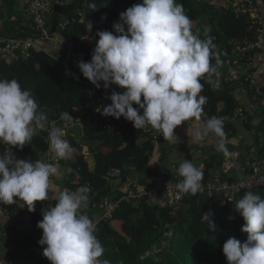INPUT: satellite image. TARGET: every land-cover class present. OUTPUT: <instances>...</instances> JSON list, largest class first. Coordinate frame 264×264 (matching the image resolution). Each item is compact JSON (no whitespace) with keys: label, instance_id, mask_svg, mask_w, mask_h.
<instances>
[{"label":"clouds","instance_id":"1","mask_svg":"<svg viewBox=\"0 0 264 264\" xmlns=\"http://www.w3.org/2000/svg\"><path fill=\"white\" fill-rule=\"evenodd\" d=\"M88 8L96 11L98 7L92 2ZM80 23L91 33V22L82 18ZM192 23L177 0H142L119 14L112 31L96 33L91 60L80 61L77 67L98 89L103 84L104 89L115 85L124 90L113 91L108 96L111 103L96 109L102 116L123 117L135 129L150 127L170 143L178 140L174 134L178 126L195 121L194 141L214 135L216 150L229 155L223 118L201 122L208 100L201 95V80L216 84L220 53L214 51L211 28L205 26L200 38L193 33ZM47 119L30 89H23L16 79H0V141L22 148L31 143L36 128H43ZM60 119L73 120L67 111ZM65 134L58 127L48 129L50 146L59 158L74 151L63 139ZM57 171L47 160L30 162L0 154V203L22 200L31 213L37 202H54L42 211L37 223L42 230L38 244L49 264H108L100 259L105 250L95 235L97 222L84 211L91 187L56 189L52 177ZM177 172L182 178L176 185L179 192L195 195L202 190L203 171L191 160L182 159ZM235 211L244 221L241 232L247 234V240L241 243L231 236L226 240L222 253L227 264H264V198L248 191L236 202ZM209 217L205 212L201 221L214 230Z\"/></svg>","mask_w":264,"mask_h":264},{"label":"trees","instance_id":"2","mask_svg":"<svg viewBox=\"0 0 264 264\" xmlns=\"http://www.w3.org/2000/svg\"><path fill=\"white\" fill-rule=\"evenodd\" d=\"M17 0H0V35H10L17 39L36 37L38 33L34 30L31 22L24 19L22 12L16 11ZM54 14L55 23L61 14L73 23L60 30L63 36L70 39L71 49H63L58 57H54L42 50L26 49L21 47L15 49L10 56H0V79H16L25 90H31L38 104L47 113L45 122L61 121L60 114L69 112L72 114L76 107H86L93 95L100 99H106L113 91L122 93L124 90L110 85L104 89L103 84L98 89L85 79L77 67L80 61L89 62L91 53L96 46L98 31H112L114 23L119 21V14L142 0H92L82 6L83 0H75L73 4L60 7L59 2L68 0H55ZM95 2L96 11H91L88 4ZM264 6V0H260ZM183 5L185 13L192 20V31L200 38L204 37V26L200 19L208 14L211 24L209 35L214 37L216 49L220 53L221 64L218 67L219 77L214 78L216 84H210L207 79L202 78L204 89L201 95L208 98L203 106L204 113L216 116H230L239 107L238 101L233 95L234 90L243 88L250 100L252 91L245 82L246 74H240L233 79L225 76L222 63L232 53L235 45L252 38L248 30L246 18L238 16L229 11V8L204 4L201 0H177ZM83 9L86 22H91V35L86 33L84 26L80 23L81 18L78 11ZM52 22V23H53ZM1 47V44H0ZM215 59L212 64L215 65ZM68 69L76 79L68 77L65 70ZM264 71V64L262 66ZM252 72V71H251ZM223 78V84L220 81ZM261 89L264 96V73L260 77ZM220 100L217 110H214V99ZM51 112L46 111V107ZM136 107V105H133ZM252 112L247 116L243 124L252 129V120H256L254 127V146L257 148L255 159L264 160V110L259 116ZM80 125L82 136L86 141H105L104 146L98 150H90L92 163L84 160L82 146L79 141L71 136L65 135L66 139L74 149L72 170L63 176L64 165L68 159L59 158L51 148L48 135L36 133L30 144L24 145L16 150L15 158L21 159L22 151L28 146V153L32 156L30 160L42 159V154H50L49 164L57 167V174L52 179L62 177L64 189L75 191L77 188L89 185V210L92 203L97 204L100 211L103 202L118 200V207L112 211L108 220L99 215L97 217V230L95 235L104 248V254L100 259L106 260L108 264H227L222 253V246L231 236L241 243L247 240V234L241 232L244 224L242 217L233 208L212 207L208 208L206 199L202 196H188L178 210L175 212L167 205L164 207L151 206L148 199L133 204L127 200H120L124 195L126 178L132 174L144 173L155 146H159L163 140L159 132L146 127L135 129L132 123H128L123 131L112 130L124 125L119 120L111 118L110 127L99 112L89 110L85 116H81ZM227 133L233 130L232 124L224 125ZM152 136H156L153 140ZM104 149H106L104 151ZM250 148H247V156ZM6 153V145L0 141V154ZM163 161L164 154L161 155ZM216 162H213V161ZM223 158L212 157L210 161L205 160L207 168L220 166ZM112 169H120L119 177L109 178L108 172ZM168 175V174H167ZM78 177V179H76ZM246 192L241 194V197ZM255 193V192H254ZM264 198V190L256 193ZM23 201L17 200L13 204H3V209L8 213L19 210L18 204ZM210 213V221L215 224V229H209L206 222L201 221V215ZM91 213V212H90ZM31 222H38V214L30 215ZM116 223L119 228H116ZM171 231L172 236L168 239L164 234ZM160 249L153 258L151 251ZM148 254V255H147Z\"/></svg>","mask_w":264,"mask_h":264},{"label":"built area","instance_id":"3","mask_svg":"<svg viewBox=\"0 0 264 264\" xmlns=\"http://www.w3.org/2000/svg\"><path fill=\"white\" fill-rule=\"evenodd\" d=\"M75 0H68L65 2H59L60 7L73 4ZM55 0H27L26 5L23 8L22 14L25 20L31 22L34 30L38 33L36 37H27L26 39H17L10 35H0V56L6 57L12 55L13 51L19 47L23 50L34 49L41 50L39 40L47 39L48 23H51L52 16L54 14ZM229 11L235 15L243 16L246 18L248 30L252 34V38L244 40L235 45L232 54L235 56V61L243 67H247L245 82L252 91V98L250 101V109L254 108L255 111L260 112L264 110V96L261 89L260 77L264 71L262 66L264 64V24L258 10V5L255 0H233L228 4ZM74 19H64L57 24V30L60 31L66 26L73 23ZM43 51V50H42ZM252 71V72H251ZM68 77L76 79V77L68 70H65ZM95 108L76 107L74 108L70 116L73 120L56 122H49L46 128L41 134L48 135V129L52 127H58L64 132L74 125L78 124L80 127V117L85 116L89 110L97 112ZM252 112L243 111L238 108L230 116H216L208 115L204 113L202 121H206L211 117L223 118L224 125L234 124L237 121L244 122L247 116ZM107 123V127H110L112 117L102 116ZM194 125L197 122L191 121ZM153 140H156V136H152ZM4 143V142H3ZM6 153L16 155V150L20 147L6 144ZM85 151L82 153L84 160H89V150L84 147ZM229 155L222 153L223 162L218 167L208 169L204 162L197 164L203 171L202 190L199 191L196 196H202L206 199V205L208 208L222 207L233 208L236 202L240 199L241 194L244 192L259 193L264 190V160L248 157H241L238 150L227 147ZM173 169V168H172ZM121 175L120 169H112L108 172L109 178L119 177ZM78 179V177L76 178ZM182 178L178 175L177 169L174 170L172 175H164L161 178L152 182H139L132 181L126 178L124 186V195L120 200H127L133 204L139 203L145 199L151 200L156 196H162L166 199V205L174 212L184 204V201L188 196L192 194L181 193L177 190L176 185ZM119 201H104L103 208L98 211L97 204L92 203L90 206V218L94 222L98 223L97 217L101 215L102 218L108 220L113 210L118 207ZM49 205L46 202H37L35 205V211L29 212L24 202L18 204L19 210L8 213L6 209H2L1 213L15 221H17L23 229L31 236L36 237L41 230L37 228V223L31 222L30 215L38 214L42 215V211ZM172 236V232L169 231L164 234L166 239ZM8 239V237H5ZM158 250V251H157ZM160 249H153L152 255L158 253ZM148 255V254H147ZM0 264H11L0 260Z\"/></svg>","mask_w":264,"mask_h":264},{"label":"crops","instance_id":"4","mask_svg":"<svg viewBox=\"0 0 264 264\" xmlns=\"http://www.w3.org/2000/svg\"><path fill=\"white\" fill-rule=\"evenodd\" d=\"M89 1L92 0H83L82 6H85L86 3ZM201 1L204 4L215 6L220 9L221 7H228V4L233 0ZM255 1L258 5V10L260 12V16L264 24V6L260 2V0ZM16 2V11L22 12L24 6L27 3V0H17ZM78 15L81 19L84 18L83 9L78 11ZM208 16L209 15L206 14L200 19L199 22L202 26H208L211 28ZM67 18L68 17L65 16V14H61L57 17L55 23L53 22V20L51 21V23H48L47 39L39 40L41 50L47 52L48 54L54 57H58L60 51H62L63 49H71L72 46L70 39L63 36L62 33L57 30V24ZM88 35H91V33H88ZM90 47L94 48L95 46L94 44H91ZM246 69L247 67H243L236 63L235 56L232 53L222 63V70L225 76L232 77L233 79H235L237 75L246 72ZM233 95L238 101V108L242 109L244 112H252L250 109V101L248 98V94L243 88H237L236 90H234ZM219 102L220 100L215 97V111L217 110ZM110 103L111 101L108 98L100 99L93 95L89 100L87 106L90 108H102L103 106H107ZM46 111L48 113L51 112V108L47 106ZM258 113L260 112L256 111L255 116H259L260 114ZM249 115H251V113ZM118 120L122 124L124 123L122 118ZM256 124L257 121L252 120V129H248L242 121H237L236 123L232 124L233 130L229 132V138L226 147L238 150L241 154V157H246L247 148H250V153H248L249 157L254 158L257 155V148L253 144L255 137L254 127L256 126ZM46 125L47 123L44 124L43 128H36L35 132H43V130L46 128ZM196 126L197 125H194L191 121H187L185 122V124L178 126L174 130V134L178 137V140L175 143H170L162 138L163 140L161 141V144L159 146L157 145L154 147V151L151 156L147 171L144 173L132 174L130 176L131 178H127L132 181L152 182L161 178L164 175H172L174 170L178 168L179 163L182 159L191 160L192 163L196 166L197 164H199L200 162H204L205 160L210 161L212 157H217L218 159H221L222 153L216 150L217 138L214 135H211L209 138H206L205 140L200 142L194 141L192 136V130ZM26 147L27 148H25V151H22V153L24 154H21L20 160H26L27 158L30 160V157L32 156L30 153H28V146ZM83 148L84 147L82 146V153L85 151ZM105 150L106 149H104V151ZM74 153L75 151H73L72 154L68 157L64 165L63 176L70 173L72 170ZM162 154H164L163 161L160 160ZM49 158L50 154H47L48 163ZM216 161L214 160L213 162ZM30 162L32 161L30 160ZM87 162L90 164L92 163V153H90V150L89 160ZM53 181L56 189H64L62 187V177L59 176L58 179H53ZM107 200L108 199H106L105 201ZM45 202L47 205L52 204L54 206L53 201ZM147 203L151 206L164 207L166 206V199L162 196H156L154 199L149 200ZM3 207V204L0 203V260L11 264H49V261L42 256L43 247L38 244V241L42 236V230L36 237H31L17 221L6 217L1 213ZM84 211L90 216L89 205L86 209H84ZM41 219L42 215H40V220ZM116 228H119L118 223H116ZM5 237H8V239H5Z\"/></svg>","mask_w":264,"mask_h":264},{"label":"water","instance_id":"5","mask_svg":"<svg viewBox=\"0 0 264 264\" xmlns=\"http://www.w3.org/2000/svg\"><path fill=\"white\" fill-rule=\"evenodd\" d=\"M221 85L223 84V78L221 79ZM251 111L254 112L255 109L251 108ZM256 112V111H255ZM260 114V113H258ZM122 120L124 121V125L121 126L120 128H118L116 131H123L126 127V125L128 123H131L127 120H125L123 117H121ZM112 130H115L114 127H112ZM66 135L73 137L74 139H76L77 141H79L80 145L83 147H87L89 150H98L99 148H101L102 146H104L105 141H101V140H96V141H86L83 136H82V130L81 127L78 124H74L72 126H70L67 130H66ZM42 160H47V153H43L42 154ZM26 161H30L28 158L26 159Z\"/></svg>","mask_w":264,"mask_h":264},{"label":"rangeland","instance_id":"6","mask_svg":"<svg viewBox=\"0 0 264 264\" xmlns=\"http://www.w3.org/2000/svg\"><path fill=\"white\" fill-rule=\"evenodd\" d=\"M130 176H131V175H129L128 178H131ZM157 251H158V250H157ZM159 252H160V251H159ZM159 252H158V253H159ZM158 253H156L155 255H153V258H154L155 260H157L156 255H157Z\"/></svg>","mask_w":264,"mask_h":264}]
</instances>
